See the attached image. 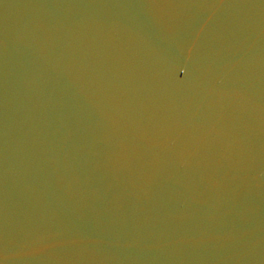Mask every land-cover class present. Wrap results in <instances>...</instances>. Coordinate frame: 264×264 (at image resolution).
<instances>
[{
  "label": "water",
  "instance_id": "obj_1",
  "mask_svg": "<svg viewBox=\"0 0 264 264\" xmlns=\"http://www.w3.org/2000/svg\"><path fill=\"white\" fill-rule=\"evenodd\" d=\"M0 264H264V0H0Z\"/></svg>",
  "mask_w": 264,
  "mask_h": 264
}]
</instances>
